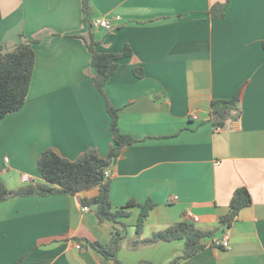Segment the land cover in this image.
<instances>
[{
	"label": "crops",
	"instance_id": "1",
	"mask_svg": "<svg viewBox=\"0 0 264 264\" xmlns=\"http://www.w3.org/2000/svg\"><path fill=\"white\" fill-rule=\"evenodd\" d=\"M225 1L90 0L91 16L111 20L107 30L89 24L83 0H0V46L35 41L36 54L24 107L0 122L6 185L43 181L38 160L50 147L70 159L91 147L108 153L110 115L88 43L94 39L100 52L129 46L132 55L105 86L120 131L136 139L110 170L112 205L153 201L142 238L184 220L215 231L203 250L176 264H264V0H229L225 16L215 18L212 7ZM237 93L239 110L216 126L213 101ZM240 188L252 203L222 224ZM97 194L0 202V264H106L89 242L107 244L113 224L81 203ZM130 210L122 264H168L183 254L184 240L133 247L139 208ZM225 238L228 247L213 244Z\"/></svg>",
	"mask_w": 264,
	"mask_h": 264
},
{
	"label": "trees",
	"instance_id": "2",
	"mask_svg": "<svg viewBox=\"0 0 264 264\" xmlns=\"http://www.w3.org/2000/svg\"><path fill=\"white\" fill-rule=\"evenodd\" d=\"M229 4L226 0L222 4L212 7L215 18L225 16V9ZM83 9L88 19L92 15L90 0H83ZM35 41H22L13 50L6 51L0 46V122L10 113L22 109L26 103L32 82L36 54L33 47ZM98 43L92 39L88 43L91 52V63L95 69L93 77L96 88L106 100L107 111L110 115V129L113 134V143L106 155H102L97 148L91 147L82 152L77 158L70 159L62 155L55 148L45 149L38 160V168L43 181L31 182L18 189H10L0 177V202L15 196L31 195H75L83 191L98 189V194L91 198H82L84 206H97L96 216L101 223L111 222L113 230L109 242L102 244L99 241L89 242L107 259L106 264H122L118 254L124 239L127 238L128 225L124 219L131 216V208L138 207L139 215L135 224L136 237L130 240L133 247L142 244L171 242L184 240L183 254L168 264H176L181 259L196 255L207 246L208 238L215 233L213 230H202L193 221L184 220L154 232L151 236L142 238L146 220L155 204L151 199L145 202L130 200L125 206L114 207L110 198L111 179L110 167H113L122 154V149L134 143L136 139L122 133L119 129L118 109L110 102L105 90L108 80L117 71L122 58L132 55L128 46L123 52H100L96 49ZM264 47V42H263ZM135 74L142 77L141 68L135 69ZM240 96L237 93L231 100H214L211 109V119L216 126L222 127L226 121L239 110ZM252 203V197L247 188L237 189L231 199V211L221 217V223L230 225L238 216L241 209ZM204 239V240H203ZM80 240V239H78ZM138 264H152L142 261Z\"/></svg>",
	"mask_w": 264,
	"mask_h": 264
},
{
	"label": "built area",
	"instance_id": "3",
	"mask_svg": "<svg viewBox=\"0 0 264 264\" xmlns=\"http://www.w3.org/2000/svg\"><path fill=\"white\" fill-rule=\"evenodd\" d=\"M89 24L92 27H95V28H104V29H107V30L113 28V24H112L111 20H109L106 17H101V16H91L90 19H89ZM191 116L194 119H198V117H199L196 112L195 113H192ZM107 175H109V172L108 171H107ZM88 209H89V206H84V210H88ZM193 220L194 221H198L199 220V217L193 215ZM213 244H215V245H222L224 247H228L229 246V243L227 241V238H225L223 241H220L218 239H214ZM77 247L80 248V245L77 244Z\"/></svg>",
	"mask_w": 264,
	"mask_h": 264
},
{
	"label": "water",
	"instance_id": "4",
	"mask_svg": "<svg viewBox=\"0 0 264 264\" xmlns=\"http://www.w3.org/2000/svg\"><path fill=\"white\" fill-rule=\"evenodd\" d=\"M109 170H112V167L109 168ZM95 209H97V206H94ZM204 240V239H203Z\"/></svg>",
	"mask_w": 264,
	"mask_h": 264
}]
</instances>
